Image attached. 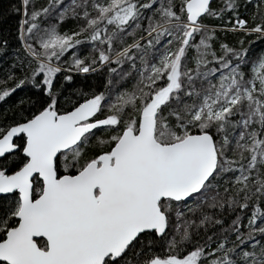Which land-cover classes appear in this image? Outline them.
I'll use <instances>...</instances> for the list:
<instances>
[{
	"label": "snow or ice",
	"instance_id": "snow-or-ice-1",
	"mask_svg": "<svg viewBox=\"0 0 264 264\" xmlns=\"http://www.w3.org/2000/svg\"><path fill=\"white\" fill-rule=\"evenodd\" d=\"M7 11L0 264H264V0Z\"/></svg>",
	"mask_w": 264,
	"mask_h": 264
},
{
	"label": "trees",
	"instance_id": "trees-1",
	"mask_svg": "<svg viewBox=\"0 0 264 264\" xmlns=\"http://www.w3.org/2000/svg\"><path fill=\"white\" fill-rule=\"evenodd\" d=\"M16 2L17 0H0V36L7 37L9 39L10 45H13V46L17 44L16 38H15V28H16V24L18 20V14L7 11V9L9 8L11 4H14ZM213 3L216 4L217 0H213ZM73 23L74 22L71 19H69L67 23L64 25V27H71ZM228 38H229V42L235 39V37L231 33L228 34ZM247 39L251 40L252 37L249 36ZM245 43H247V40L245 41ZM262 44H264V41L253 42L251 47L253 49L258 50ZM77 79L79 80V77H77ZM90 82H91V78L89 82H86L85 87H87L88 83ZM74 86L75 85H71V84L69 85V87H74ZM19 94L20 93L17 92L16 96H19ZM14 99L15 97L10 98L9 102H14ZM0 107H7V104L5 103L3 105H0Z\"/></svg>",
	"mask_w": 264,
	"mask_h": 264
}]
</instances>
